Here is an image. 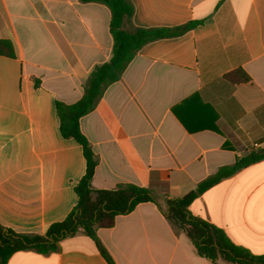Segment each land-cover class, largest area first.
Returning a JSON list of instances; mask_svg holds the SVG:
<instances>
[{"label":"crops","instance_id":"1","mask_svg":"<svg viewBox=\"0 0 264 264\" xmlns=\"http://www.w3.org/2000/svg\"><path fill=\"white\" fill-rule=\"evenodd\" d=\"M127 1L134 15L126 30L199 24L145 45L80 119L97 160L91 186L133 184L159 202L117 217L113 227L97 230V239L115 264H227L200 257L163 212L166 200L264 149V0ZM110 23L102 3L0 0V41L11 42L14 52L0 54L3 227L44 235L78 204L75 188L87 161L83 147L63 137L56 102L80 101L93 70L110 61ZM190 211L264 255V160L208 189ZM7 264L109 262L80 230L57 252L20 251Z\"/></svg>","mask_w":264,"mask_h":264},{"label":"trees","instance_id":"2","mask_svg":"<svg viewBox=\"0 0 264 264\" xmlns=\"http://www.w3.org/2000/svg\"><path fill=\"white\" fill-rule=\"evenodd\" d=\"M81 1L102 3L109 7L110 31L114 45L110 61L97 66L91 73L84 88V96L80 101L70 106L56 102L63 137L76 140L83 147L87 161L86 174L75 188L79 198L78 204L65 220L52 224L44 235L20 234L0 224V264H7L11 256L20 251H35L41 254L57 252L63 240L74 237L80 230L96 242L109 264H115L98 241L97 230L113 227L117 217L132 213L141 203L159 204L149 189L133 184H122L113 190H97L91 186L97 160L90 143L81 132L80 119L95 109L109 86L121 79L129 64L145 45L159 39L181 35L195 28L199 22H190L177 28L126 30L124 23L130 21L134 15L133 5L129 1ZM0 54L14 55L11 42L0 41ZM248 79L244 76L242 81H248ZM177 118L189 130L186 122L178 115ZM262 160H264V149L253 151L238 159L233 165L222 167L184 197L166 200L167 209L163 212L165 217L185 233L200 257L212 263L222 261L227 264H264V255H254L248 249L234 244L223 230L194 216L190 211L191 204L208 189Z\"/></svg>","mask_w":264,"mask_h":264},{"label":"built area","instance_id":"3","mask_svg":"<svg viewBox=\"0 0 264 264\" xmlns=\"http://www.w3.org/2000/svg\"><path fill=\"white\" fill-rule=\"evenodd\" d=\"M263 147V144H255V148L256 149H260V148H262Z\"/></svg>","mask_w":264,"mask_h":264}]
</instances>
